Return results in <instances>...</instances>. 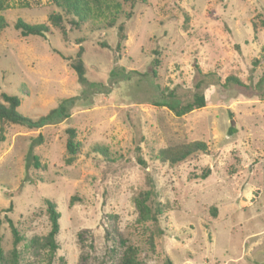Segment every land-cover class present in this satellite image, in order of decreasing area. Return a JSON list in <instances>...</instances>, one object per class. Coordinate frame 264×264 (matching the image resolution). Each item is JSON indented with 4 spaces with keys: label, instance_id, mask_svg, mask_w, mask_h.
<instances>
[{
    "label": "rangeland",
    "instance_id": "374dc122",
    "mask_svg": "<svg viewBox=\"0 0 264 264\" xmlns=\"http://www.w3.org/2000/svg\"><path fill=\"white\" fill-rule=\"evenodd\" d=\"M102 6L79 29L50 0H8L2 11L0 101L17 95L37 119L76 100L69 117L39 129L0 118V264H120L121 240L140 248L141 264H264V0ZM18 18L50 31L24 36ZM80 45L87 83L71 67ZM197 94L206 105L181 117L160 105ZM196 142L207 151L171 161ZM149 179L164 208L161 239L137 221ZM46 200L61 215L54 253Z\"/></svg>",
    "mask_w": 264,
    "mask_h": 264
},
{
    "label": "trees",
    "instance_id": "16d2710c",
    "mask_svg": "<svg viewBox=\"0 0 264 264\" xmlns=\"http://www.w3.org/2000/svg\"><path fill=\"white\" fill-rule=\"evenodd\" d=\"M57 7L62 8L65 13L72 18L71 26L79 29L82 23L86 22L89 18L103 15L102 5L107 3L108 0H50ZM125 1H136V0H125ZM146 1V0H140ZM8 7V0H0V28H4L8 25L7 20L2 15ZM120 5L116 4L115 10H119ZM51 21L60 26L63 21L62 14H54L50 17ZM14 28L21 32L22 35H36L40 37H45V35L50 31V26L46 23H36L30 24L18 18L14 24ZM125 24L122 23L118 26V42L116 45V51H120L122 43L127 39L125 33ZM81 43V42H80ZM105 46V44H104ZM84 48L82 45L79 46V50L76 54V57L71 61L70 58L64 56L68 61H71V67L76 71L79 76L81 83H87L86 80V69L83 60ZM159 54L157 51L155 52ZM156 55V56H157ZM158 60L154 59L153 64L157 63ZM206 82L205 79H202L198 82L197 86L201 87L202 83ZM228 83H236L239 86L243 84L236 78L228 77ZM93 85V83H92ZM76 98H66L63 99L56 108L51 109L46 115L40 116L37 119H33L27 115L22 114L19 111L21 105V98L17 95H9L5 92L1 93L0 101V118L8 122L25 126L28 128L39 129L45 125L57 123V121L69 117L68 108L72 107L75 104ZM162 106H167L174 114L178 117L184 116L191 111L204 107L206 105V99L203 94H197L192 101L186 103H181L180 101H165L160 103ZM68 143L67 149L70 154H75L78 152L79 143L76 141V130L74 128H68ZM2 136H0V140ZM192 151H207V146L203 142H196L193 145V149H188L185 153L181 154L179 157L173 158L171 161L174 163L186 159ZM167 153V152H163ZM34 163L38 162V157L36 154H33ZM138 161L146 166V162L139 158ZM36 165V164H35ZM39 165V164H38ZM36 165V166H38ZM203 178L207 177V174L202 175ZM150 188L145 192H142L135 198V204L139 212L138 223L143 225L146 229L151 231V235H156L159 239L164 235V230L160 227L161 216L164 214V208L161 203L158 201V194L156 191L155 184L152 179H149ZM73 201V200H72ZM47 213L51 223V228L48 235L45 238V246L50 248L51 253H54L58 249L57 236L60 232V223L59 219L61 217L60 212L57 209V206L51 200H46ZM154 228V230H152ZM16 235V234H15ZM17 236V235H16ZM16 241H18L16 239ZM17 243V242H16ZM123 247V253L120 264H141L139 259L140 248L136 245L129 244L127 240H121ZM3 254V248L1 245L0 239V259Z\"/></svg>",
    "mask_w": 264,
    "mask_h": 264
}]
</instances>
